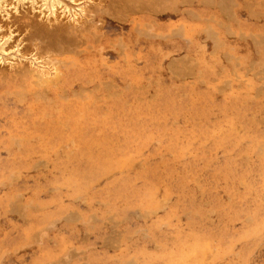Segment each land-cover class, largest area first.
Returning a JSON list of instances; mask_svg holds the SVG:
<instances>
[{"label":"rangeland","instance_id":"obj_1","mask_svg":"<svg viewBox=\"0 0 264 264\" xmlns=\"http://www.w3.org/2000/svg\"><path fill=\"white\" fill-rule=\"evenodd\" d=\"M16 1L0 2V264H264V0H238L240 35L227 0Z\"/></svg>","mask_w":264,"mask_h":264},{"label":"bare ground","instance_id":"obj_2","mask_svg":"<svg viewBox=\"0 0 264 264\" xmlns=\"http://www.w3.org/2000/svg\"><path fill=\"white\" fill-rule=\"evenodd\" d=\"M1 1L3 2V0H0V2H1ZM17 1H18V0H17ZM17 1H16V2H17ZM22 1H23V0H22ZM43 1H44V0H43ZM45 1H46V0H45ZM50 1H51V0H50ZM55 1H56V0H55ZM55 1H54V2H55ZM73 1H74V0H73ZM138 1H139V0H138ZM138 1H137V3H138ZM140 1H141V0H140ZM143 1H145V0H143ZM149 1H150V0H149ZM153 1H155V0H153ZM193 1H194V0H193ZM195 1H197V0H195ZM211 1H212V0H211ZM213 1H214V0H213ZM221 1H222V0H220V2H221ZM228 1H230V2L232 3V4L230 3L231 6L233 7L232 12L235 10L234 12H236V13H234V12H233V13H234V14H237V18H236V15H234V16H235V17H234L233 14H231V13H232L231 10H229L231 6H229V8L225 7V5L221 6L222 4H225V3H224L225 1H222L223 3L221 2V3H222V4H221V3H219V0H218V4H221V5H218V4H217V5H218L219 7L221 6V7H220V8L222 9L221 11L224 12L222 15H224L225 13H226V15H227V11L229 12V13H228V16H227V18H226V19L229 18V20H226V19H225L226 21L229 22V21L231 20L230 18H232L229 14H231V15L233 16L234 21H236V19H239V20H237V21H238V24H237V21H236V24H237V25L234 27L233 30H235V35H236V34H237V35H240L241 32H244V31H245L244 25L241 23L240 18L243 17L244 14L246 15V12H245L246 10H244V6H243V8L241 9L242 6L238 5V0H227V2H228ZM24 2H25V1H23V3H24ZM46 2H47V1H46ZM75 2H76V0H75ZM75 2H74V3H75ZM122 2H123V0H122ZM130 2H131V1H130ZM130 2H129V4H130ZM135 2H136V1H135ZM147 2H148V1H147ZM150 2H152V1H150ZM158 2H160V1L158 0ZM161 2H162V1H161ZM197 2L201 3L202 1L199 0V1H197ZM203 2H205V1H203ZM203 2H202V3H203ZM207 2H208V1H207ZM227 2H226V3H227ZM34 3H35V2H34ZM51 3H52V2H51ZM57 3H61V2H57ZM126 3H127V2H126ZM131 3H132V2H131ZM143 3H145V2H143ZM153 3H154V2H153ZM205 3H206V2H205ZM1 4H2V3H0V5H1ZM3 4H4V2H3ZM31 4H32V3H31ZM122 4H123V3H122ZM133 4L136 5V3H133ZM175 4H176V3H175ZM208 4H210V2H209ZM230 4H229V5H230ZM244 4H246V3H244ZM252 4H253V3H252ZM252 4H250V5H252ZM50 5H51V4H50ZM53 5H54V4L52 3V6H53ZM138 5H141V4H137V6H138ZM151 5H152V3H151ZM157 5H159V4H157ZM169 5H170V4H169ZM217 5H216V7H218ZM250 5H249V6H250ZM2 6H3V5H2ZM59 6H60V5H59ZM119 6H120V5H119ZM126 6H127V5H126ZM132 6H133V5H132ZM137 6H136V7H137ZM142 6H143V5H142ZM142 6H141V7H142ZM214 6H215V5H214ZM0 7H1V6H0ZM4 7H5V5H4ZM4 7H3V8H4ZM44 7H45V6H44ZM46 7H47V6H46ZM50 7H51V6H50ZM55 7H57V6L54 5V7H52V8L50 9V10H51V11H50L51 14H49V16H50V15L52 16V15H55V14H56V13H55V10L53 11V9H54ZM122 7H123V6H122ZM124 7H125V6H124ZM130 7H131V6H130ZM136 7H135V9H136ZM145 7H146V3H145ZM152 7H153V6H152ZM155 7H156V6H155ZM155 7H154V9H155ZM160 7H161V6H160ZM162 7H163V6H162ZM219 7H218V8H219ZM232 7H231V9H232ZM235 7H237V8H235ZM245 7H246V6H245ZM251 7H252V6H251ZM78 8H79V7H78ZM81 8H82V7H81ZM119 8H121V7H119ZM127 8H128V7H127ZM146 8H147V7H146ZM146 8H144V9H146ZM156 8H157V7H156ZM226 8H227L228 10H227ZM248 8H250V7H248ZM47 9H48V7H47ZM55 9H56V8H55ZM128 9H130V8H128ZM137 9H138V8H137ZM140 9H141V8H140ZM140 9H139V10H140ZM142 9H143V8H142ZM142 9H141V10H142ZM150 9H151V8H150ZM150 9H149V10H150ZM164 9L166 10V7H164ZM245 9H246V8H245ZM251 9H252V8H251ZM251 9H249V10H250V13L247 12V14H249V17H250V18H251V17H254V18H255L257 15L259 16V14H257L256 12H253V9H252V13H251ZM89 10H90V9H89ZM91 10H92V9H91ZM122 10H124V9H122ZM152 10H153V9H152ZM225 10H226V12H225ZM64 11L67 12V10H64ZM163 11H164V10H163ZM166 11H168V10H166ZM188 11H189V10H188ZM247 11H248V9H247ZM87 12H88V10H87ZM89 12H90V11H89ZM142 12H143V10H142ZM146 12H148V11H146ZM152 12H153V11H152ZM230 12H231V13H230ZM64 13H65V12H64ZM85 13H86V11H85ZM92 13H93V11L91 12V14H90V13H87V14H90L91 16H88L87 14H85V15H87V17H92L93 20H94V16L92 15ZM108 13H109V12H108ZM158 13H159V12H158ZM162 13H163V12H162ZM164 13H165V11H164ZM220 13H221V12H220ZM253 13H254V14H253ZM255 13H256V14H255ZM188 14H189V13H188ZM188 14H187V15H188ZM191 14H194V13H191ZM105 15H107V14H105ZM255 15H256V16H255ZM215 16H216V15H215ZM218 16H219V15H218ZM247 16H248V15H247ZM258 16H257V17H258ZM108 17H109L110 20H109V19H106L105 16H104V17H102V16H97V17H95V20H99L100 23L103 21V22H104V26H103V27H104V29H106V26L108 27L109 24L112 23V20H114L113 17L110 16V14H108ZM123 17H124V16H123ZM191 17H192V16H191ZM193 17H194V16H193ZM197 17H198V16H197ZM221 17H222V16H221ZM224 17H226V16H224ZM83 18H84V17H83ZM114 18H115V17H114ZM198 18H199V17H198ZM222 18H223V17H222ZM196 19H197V18H196ZM258 19H260V18L258 17ZM93 20H92V21H93ZM101 20H102V21H101ZM210 20H211V19H210ZM231 21H232V20H231ZM84 22H86V21H84ZM97 22H98V21H97ZM262 22H263V21H262ZM221 24H222V23H221ZM84 25L86 26V23H84ZM88 25H90V23H89ZM102 25H103V24H100V26H102ZM225 25H226V24H225ZM225 25H224V27L229 26V24L226 25V26H225ZM70 26H71V25H70ZM75 26H76V25H75ZM75 26H74V28H76ZM91 26L93 27V24H92ZM91 26H90V28H91ZM95 26L98 27L97 25H94V27H95ZM221 26H223V24H222ZM83 27H84V26L81 27V31H82ZM87 27H89V26H87ZM87 27H84V29L87 30ZM224 27H222V28H224ZM229 27H230V26H229ZM229 27H228V28H229ZM71 28H72V26H71ZM74 28H73V29H74ZM147 28H148V27H147ZM180 28H182V27H180ZM260 28H261V30L264 29V27H260ZM39 29H40V28H39ZM43 29H44V28H43ZM68 29H69V28H68ZM68 29H67V30H66V29H65V30L63 29V30L61 31V28H60V31H61L60 33H59V31H58L59 29L56 30V31H57L60 35H64V36H65V35H67V34H68V35H69V34H72V32L68 31ZM73 29H72L71 31H73V32L75 31L74 34H75L77 31L80 30V29H79V30H78V29H76V30L74 29V30H73ZM177 29H178V28H177ZM177 29H176V30H177ZM207 29H208V27H207ZM229 29H231V28H229ZM229 29L227 30V28H226L227 32L229 31ZM86 30H85V31H86ZM178 30H179V29H178ZM231 30H232V29H231ZM231 30H230V31H231ZM243 30H244V31H243ZM39 31H40V30H39ZM44 31H45V30H44ZM81 31H79V34H78V35H77V33H76V35H77L78 37L80 36V33H81V34L83 33V32H81ZM230 31H229V32H230ZM211 32H212V29H211ZM211 32H210V33H211ZM224 32H225V31H224ZM229 32H228V33H229ZM50 33H51V32H50ZM58 33L53 34L54 37H53V35H52V37L55 39V35L58 34ZM94 33H95V32H94ZM210 33H209L208 36H210ZM231 33H234V32L232 31ZM263 33H264V32H263ZM263 33H262V34H263ZM90 34H91V33H90ZM139 34H140V33H139ZM206 34H207V33H206ZM212 34H213V32H212ZM242 34H244V33H242ZM245 34H246V33H245ZM247 34H248V36H249V33H247ZM76 35H74L75 38H76ZM160 35H161V34H160ZM182 35H183V34H182ZM233 35H234V34H233ZM255 35H256V34H255ZM263 35H264V34H263ZM56 36H57V35H56ZM96 36H97V35H96ZM96 36H95V37H96ZM169 36H170V35H169ZM40 37H41V36H40ZM72 37H73V34H72ZM72 37H71V39H73ZM95 37H94V38H95ZM146 37H147V36H146ZM151 37H152V36H151ZM212 37H213V36H212ZM260 37H262V36H260ZM79 38H80V37H79ZM94 38H93V39H94ZM96 38H97V37H96ZM158 38H159V37H158ZM245 38H246V37H245ZM263 38H264V37H263ZM54 39H52V41H53V45H52V41H50L51 44L48 45V50L51 49V47H50V49H49V46L52 45V47H54V42H55ZM60 39H61V38H60ZM65 39H69V38L66 37ZM65 39H63V40H65ZM98 39H99V38H98ZM215 39H216V38H214L213 40H215ZM217 39H218V38H217ZM242 39H243V38H242ZM253 39H255V38H253ZM49 40H50V38H49ZM63 40H62V42H63ZM69 40H70V39H69ZM74 40H76V39H73V41H74ZM80 40H81V38L78 39V41H80ZM94 40H95V39H94ZM218 40H219V39H218ZM218 40H217L216 43H219ZM255 40H256V39H255ZM56 41H57V40H56ZM60 41H61V40H60ZM258 41H259V40H258ZM263 41H264V40H263ZM58 42H59V40L57 41V43H58ZM62 42H60V43H62ZM214 42H215V41H214ZM254 42H255V41H254ZM45 43H46V42H45ZM60 43H59V45H61ZM69 43H70V42H69ZM118 43H121V42H118ZM220 43H221V42H220ZM0 44H1V43H0ZM67 44H68V43H67ZM221 44H223V42H222ZM57 45H58V44H57ZM63 45H64V44H63ZM71 45H72V44H71ZM44 46H45V45H44ZM115 46H116V45H115ZM218 46H219V45H218ZM218 46H217V47H218ZM253 46H254V45H253ZM256 46H257V45H256ZM0 47H2V45H1ZM55 47H57V46L55 45ZM55 47H54V48H55ZM73 47H75V46H73ZM73 47H71V48L73 49ZM45 48H46V47H45ZM57 48H58V47H57ZM66 48H67V49H70V47L68 48L67 46H66ZM119 48H120V47H119ZM0 49H3V48H0ZM46 49H47V48H46ZM55 49H56V48H55ZM60 49H63V50H64L65 47H64V48L60 47ZM75 49L77 50V49H79V48H75ZM75 49H74V50H75ZM56 50H57V49H56ZM63 50H62V51H63ZM100 50H101V49H100ZM2 51H3V50H2ZM43 51H44V50H43ZM51 51H52V50H51ZM67 51H68V53H70L69 50H67ZM71 51H72V50H71ZM4 52H5V51H4ZM49 52H50V51H49ZM58 52H60L59 49H58ZM64 52L66 53V50H65ZM64 52H62V53H64ZM77 52H78V51H77ZM255 52H256V51H255ZM46 53H47V52H46ZM72 53H73V51H72ZM258 53H259V52H258ZM74 55H76V53H75ZM77 55H78V54H77ZM171 60H172V59H171ZM176 60H177V59H176ZM177 63H178V62H177ZM177 63H176V64H177ZM56 65H57V64H56ZM177 65H178V64H177ZM170 67H171V66H170ZM170 67H169V68H170ZM177 67H178V66H177ZM180 67H181V66H180ZM187 67H188V66H187ZM174 68H175V67H174ZM189 68H190V67H189ZM29 70H31V73L33 72L32 69H29ZM171 70H172V69H171ZM175 70H176V68H175ZM187 70H188V68H187ZM41 71H42V70H41ZM36 72H38V71H36ZM29 73H30V72H29ZM189 73H190V72H189ZM192 73H193V72H192ZM21 74H22V73H21ZM36 74H37V73H36ZM36 74H35V72H34V77H35ZM39 74H40V72H39ZM39 74H38V75H39ZM41 74H42V73H41ZM43 75H44V74H43ZM189 76H191V75H189ZM38 77H39V76H38ZM47 77H48V76H47ZM54 77H55V76L53 75V78H54ZM57 77H58V76H57ZM48 78H49V77H48ZM53 78H52V79H53ZM34 79H35V78H34ZM36 79H37V78H36ZM52 79H49V80L46 79V80L50 81V80H52ZM260 79H261V78H260ZM38 80H39V79H38ZM42 80H43V79H42ZM46 80H43V82H44V81L46 82ZM22 81H23V80H22ZM36 81H37V80H36ZM40 82H41V81H40ZM45 82H44V85H45ZM52 82H53V80H52ZM37 83H38V82H37ZM37 83H36V84H37ZM41 83H42V82H41ZM103 84H104V83H103ZM224 84H225V83H224ZM44 85L42 84L41 86H44ZM54 85H55V84H54ZM222 85H223V84H222ZM45 86H47V84H46ZM97 86H98V85H97ZM38 87H39V86H38ZM50 87H51V86H50ZM50 87H49V88H50ZM21 88H22V87H21ZM23 88H24V87H23ZM23 88H22V90H23ZM115 88H116V87H115ZM24 90H25V89H24ZM39 90H40V87H39ZM39 90H38V91H39ZM42 90H43V89H42ZM52 90H53V89H52ZM86 90H87V89H86ZM45 91H46V90H45ZM222 91H223V90H222ZM20 92H21V91H20ZM35 92H36V91H35ZM41 92H42V91H41ZM41 92H39V93H41ZM74 92H75V91H74ZM86 92H87V91H86ZM86 92H85V93H86ZM6 93H8V92H6ZM22 93H23V92H22ZM24 93H25V92H24ZM30 93H31V92H30ZM33 93H34V92H33ZM62 93H63V92H62ZM64 93H65V92H64ZM18 94H19V93H18ZM26 94H27V93H26ZM36 94H37V93H36ZM42 94H43V93H42ZM109 94H110V93H109ZM43 95H44V94H43ZM45 95H47V94H45ZM73 95H74V94H73ZM116 95H117V94H116ZM16 96H17V95H16ZM37 96H40V95L38 94ZM77 96H78V95H77ZM80 96H81V95H80ZM84 96H85V95H84ZM112 96H113V95H112ZM41 97H44V96H41ZM46 97H47V96H46ZM60 97H61V96H60ZM63 97H64V96H63ZM44 98H45V97H44ZM81 98H82V97H81ZM42 99H43V98H42ZM63 100H64V99H63ZM99 100H100V99H99ZM42 101H43V100H42ZM262 122H263V121H262ZM19 138H20V137H19ZM19 138H18V139H19ZM13 139H15V138H13ZM22 140H23V139H22ZM18 149H19V148H18ZM261 153H262V152H261ZM185 154H186V153H185ZM43 161H44V160H43ZM36 163H37V162H36ZM38 163H39V162H38ZM43 165H44V163H43ZM46 165H47V164H46ZM34 166H35V165H34ZM44 168H45V167H44ZM17 173H18V172H17ZM17 178H18V177H17ZM28 203H29V202H28ZM149 211H150V210H149ZM151 211H152V210H151ZM121 219H122V218H121ZM50 221H51V220H50ZM41 230H42V229H41ZM109 241H110V240H109ZM66 252H67V251H66ZM64 255H65V254H64Z\"/></svg>","mask_w":264,"mask_h":264}]
</instances>
